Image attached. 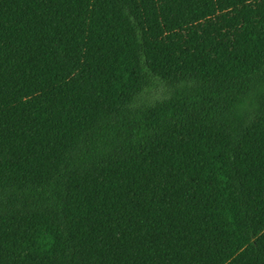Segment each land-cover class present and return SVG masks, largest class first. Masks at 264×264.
<instances>
[{"label":"trees","instance_id":"16d2710c","mask_svg":"<svg viewBox=\"0 0 264 264\" xmlns=\"http://www.w3.org/2000/svg\"><path fill=\"white\" fill-rule=\"evenodd\" d=\"M0 264H264V0H0Z\"/></svg>","mask_w":264,"mask_h":264}]
</instances>
